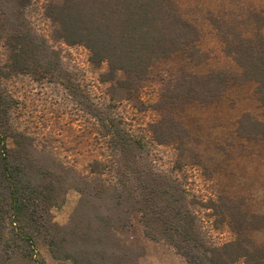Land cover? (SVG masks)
<instances>
[{"label": "trees", "instance_id": "obj_1", "mask_svg": "<svg viewBox=\"0 0 264 264\" xmlns=\"http://www.w3.org/2000/svg\"><path fill=\"white\" fill-rule=\"evenodd\" d=\"M48 23V34L35 15ZM208 22L230 67L196 71L209 54L201 29L178 0H0V264H100L143 242L162 246L184 264H264V214L243 197L200 200L180 174L208 169L212 156L182 120L191 106L218 103L234 86L254 85L262 109L237 121L247 142L264 143V11L208 12ZM60 45L83 46L92 68L104 71L106 103L95 102L63 62ZM61 86L95 122L104 154L80 173L39 144L18 121L17 78ZM150 89L151 97L142 95ZM128 103L155 118L137 132L117 114ZM171 147V171L159 169L150 146ZM214 164V163H213ZM184 175V174H183ZM79 195L68 223L55 221L69 193ZM205 211L232 238L214 243L201 223ZM140 235H139V234Z\"/></svg>", "mask_w": 264, "mask_h": 264}, {"label": "rangeland", "instance_id": "obj_2", "mask_svg": "<svg viewBox=\"0 0 264 264\" xmlns=\"http://www.w3.org/2000/svg\"><path fill=\"white\" fill-rule=\"evenodd\" d=\"M185 13L198 20L201 51L209 54L206 62L194 67L185 57L190 69L209 71L226 68L231 62L222 53V46L214 30L203 18L208 12H239L245 8L264 11V0H178ZM36 26L48 34V23L35 15ZM64 65L77 75L83 88L95 102L106 103V86L98 80L100 72L91 67L89 52L83 46L60 45ZM22 101L18 121L31 132L39 144L51 150L62 161L73 165L80 173H88V164L104 154L103 143L94 120L83 113L61 86L33 82L30 78H17L13 86ZM148 89L143 100L152 98ZM118 115L137 132H144L155 115L140 112L128 103L119 105ZM246 112L261 118L262 109L254 95V85L248 83L227 90L223 98L208 107L191 106L183 111V123L202 140V153L212 156L214 162L208 169L188 166L180 178L194 196L206 200L218 194L243 197L251 212L264 214V143L247 142L236 133L237 121ZM150 157L157 168L171 171L175 151L171 147L151 145ZM214 163V164H213ZM184 174V175H183ZM79 195L71 192L63 207L54 210L55 221L61 225L69 222ZM204 231L217 244L232 238L226 230H217L205 211H198ZM139 234V233H138ZM140 235V234H139ZM253 238L264 245V232H256ZM117 259L103 254L100 264H184L168 249L143 242L140 248L123 253ZM48 264H67L49 261Z\"/></svg>", "mask_w": 264, "mask_h": 264}]
</instances>
